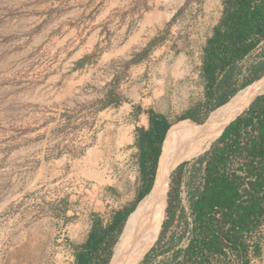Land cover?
Segmentation results:
<instances>
[{
    "label": "trees",
    "instance_id": "16d2710c",
    "mask_svg": "<svg viewBox=\"0 0 264 264\" xmlns=\"http://www.w3.org/2000/svg\"><path fill=\"white\" fill-rule=\"evenodd\" d=\"M199 59L200 95L176 117V124L147 111L148 127L137 128L135 200L116 209L106 225L94 221L75 264H108L128 214L150 191L162 157L213 110L264 78V0H221L220 16L200 46ZM167 177L158 196L160 210L162 197L165 208L157 239L139 264H249L260 252L264 222V92L198 155L178 163L168 188Z\"/></svg>",
    "mask_w": 264,
    "mask_h": 264
},
{
    "label": "crops",
    "instance_id": "0c3cea01",
    "mask_svg": "<svg viewBox=\"0 0 264 264\" xmlns=\"http://www.w3.org/2000/svg\"><path fill=\"white\" fill-rule=\"evenodd\" d=\"M184 1L44 0L42 7H25L34 12L27 19L37 31L27 42L28 51L10 54V68L26 70L35 79L29 91L35 92L37 106L79 109L75 123H82L76 132L86 141L83 155L114 157L119 160L115 164L136 179L137 128L148 127L149 109L159 112L155 105L167 96V73L174 80L189 77L197 83L204 41L189 55L175 45L184 38L183 31L177 29L167 37V27L180 22L182 11L192 9L193 21L203 29L200 34L207 31L208 35L220 16L221 0H203L202 7H180ZM114 190L118 195L121 192L117 187ZM115 197L77 198L83 200V207L70 222H63L75 261L94 221L106 225L121 206L113 207ZM33 226L37 234L36 227L47 229V234L51 231L45 219ZM14 240L12 249L21 250L26 242L32 253L39 239L34 235ZM29 259L38 264L35 252ZM249 264H264V243Z\"/></svg>",
    "mask_w": 264,
    "mask_h": 264
},
{
    "label": "rangeland",
    "instance_id": "374dc122",
    "mask_svg": "<svg viewBox=\"0 0 264 264\" xmlns=\"http://www.w3.org/2000/svg\"><path fill=\"white\" fill-rule=\"evenodd\" d=\"M43 2L0 0V264H33L29 259L33 252L38 257V264H53L57 231H62L63 222H70L75 217L73 213L83 207V200L77 198L115 195V207L122 202H134L139 184V175L136 179L130 177V173L115 164L119 160L114 157L82 154L86 141L76 132L82 123H75L79 109L37 106L35 92L29 91L35 79L26 70H11L10 54L28 51L27 42L37 31L35 26H30L33 22L27 19L34 12L24 8L42 7ZM202 2L185 0L180 7H202ZM177 29L183 31L184 38L175 45L184 48L189 55L207 36V31L200 34L203 29L193 21L192 9L182 11L180 22L167 27V37ZM192 79L174 80L167 73V96L159 99L155 109L172 123L200 95L201 88L198 83H192ZM114 187L120 189L119 195ZM60 199L64 202L58 203ZM161 200L163 212V197ZM41 219L50 223L49 234L42 226L36 227L39 234L34 232L33 225ZM261 229L264 230V222ZM34 235L39 240L32 253L26 242L21 250L12 249L14 239L28 240ZM263 239L262 235L261 244Z\"/></svg>",
    "mask_w": 264,
    "mask_h": 264
},
{
    "label": "bare ground",
    "instance_id": "6f19581e",
    "mask_svg": "<svg viewBox=\"0 0 264 264\" xmlns=\"http://www.w3.org/2000/svg\"><path fill=\"white\" fill-rule=\"evenodd\" d=\"M261 92H264V79L253 82L250 85L244 87L242 90L237 92L228 102L212 111V113L204 123L197 124L200 126L196 129V131L188 139L183 141L178 147L171 151L163 159L162 162L160 161L161 164L159 163L160 165L159 167H157L158 170H156L158 186H156L155 189L151 190V192L147 193L138 202L135 209L127 217L123 230L114 246V251L109 264L139 263L145 252L149 250L148 248L153 245L152 242L155 238V233L157 230L161 212L158 205V193L161 183L164 182L165 178L169 175L170 171L176 164L180 163L181 161L188 160L204 150V148L208 146L209 143L220 134L224 126L236 115H238L249 104V102L256 94ZM250 98L251 100L232 119H230L236 112V110L239 107L241 108ZM160 175L162 177L161 180L159 177Z\"/></svg>",
    "mask_w": 264,
    "mask_h": 264
},
{
    "label": "built area",
    "instance_id": "2783aa9c",
    "mask_svg": "<svg viewBox=\"0 0 264 264\" xmlns=\"http://www.w3.org/2000/svg\"><path fill=\"white\" fill-rule=\"evenodd\" d=\"M130 177L135 179L133 174H130ZM261 233L264 236L263 229H261ZM54 252V258L52 259L53 264H75L74 247L64 229H62V231H57Z\"/></svg>",
    "mask_w": 264,
    "mask_h": 264
},
{
    "label": "water",
    "instance_id": "95a60500",
    "mask_svg": "<svg viewBox=\"0 0 264 264\" xmlns=\"http://www.w3.org/2000/svg\"><path fill=\"white\" fill-rule=\"evenodd\" d=\"M261 77H262V76H261ZM261 77H260V78H261ZM253 82H254V81H253ZM253 82H252V83H253ZM247 86H248V85H247ZM239 91H240V90H239ZM239 91H238V92H239ZM261 93H263V92H261ZM258 94H260V93H258ZM256 95H257V94H256ZM256 95H255V96H256ZM255 96H254V97H255ZM254 97H253V98H254ZM253 98H252V99H253ZM249 103H250V102H249ZM224 104H225V103H224ZM224 104H223V105H224ZM221 106H222V105H221ZM221 106H219V107H221ZM219 107H217V108H219ZM217 108H216V109H217ZM216 109H215V110H216ZM213 111H214V110H213ZM210 114H211V113H210ZM210 114H209V115H210ZM209 115H208V117H209ZM208 117L206 118V120L208 119ZM170 126H171V125H170ZM170 126H169V128H170ZM169 128H168V129H169ZM168 129H167V131H168ZM167 131H166V132H167ZM165 135H166V134H165ZM164 137H165V136H164ZM163 141H164V139H163ZM162 143H163V142H162ZM161 147H162V146H161ZM160 154H161V152H160ZM159 157H160V155H159ZM158 160H159V159H158ZM176 165H177V164H176ZM176 165H175V166H176ZM175 166H174V167H175ZM174 167H173V168H174ZM173 168H172V169H173ZM156 170H157V169H156ZM170 172H171V171H170ZM169 174H170V173H169ZM159 177H160V180H161V179H162L161 175H160ZM157 182H158V180H157V173H155V178H154V181H153L152 187H151V189H150L149 192H151V190L155 189L156 186H158V185H157ZM168 182H169V175H168ZM149 192H148V193H149ZM137 204H138V203H137ZM135 207H136V206H135ZM130 213H131V212H130ZM130 213H129V214H130ZM129 214H128V216H129ZM128 216H127V217H128ZM160 225H161V224H160ZM123 226H124V225H123ZM156 239H157V237H156ZM110 258H111V257H110ZM109 262H110V260H109ZM109 262H108V264H109Z\"/></svg>",
    "mask_w": 264,
    "mask_h": 264
}]
</instances>
